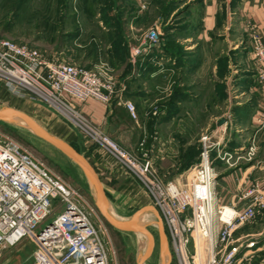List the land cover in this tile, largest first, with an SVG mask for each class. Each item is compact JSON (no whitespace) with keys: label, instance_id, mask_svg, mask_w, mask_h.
<instances>
[{"label":"crops","instance_id":"obj_1","mask_svg":"<svg viewBox=\"0 0 264 264\" xmlns=\"http://www.w3.org/2000/svg\"><path fill=\"white\" fill-rule=\"evenodd\" d=\"M105 1L102 0L100 6L105 5ZM116 1L117 5L110 6L108 13L102 10L93 13V17L99 19L94 21V32L102 39L98 61L115 67L112 74L117 86L124 85L126 89L109 105L89 99L83 104L77 103L79 108L130 150L139 152L138 147L144 140V146L152 160L165 166H160L164 169V175L169 174L176 179L184 177L186 171L200 162V156L193 158L192 161L195 162L188 169L182 172L180 170L183 153L197 139L199 141L202 133L212 131L209 134L213 140L223 144L222 152H240L248 145H254L258 151L255 163H245V158L241 157L234 167H227L219 160L222 168L216 167L219 173L217 187L220 190L217 188V194L220 201L238 207L246 205L249 200L242 196L248 189L258 186L264 191V127H261L258 120L264 111V82L259 78L252 47L254 32L260 33L264 38V0H187L188 5L181 13L179 10L184 6L183 3L167 19L160 9L158 11L162 17L158 16L157 20L154 16L153 22L163 25V33L157 37V42L151 41L142 49L144 43H135L129 36L131 34H126L131 24L139 27L138 30L151 27L149 25L153 22L150 23L149 18L154 13L146 11L142 14L141 9L134 8V4L141 0ZM162 1L168 0H157L155 3L160 4L155 8H160ZM101 14L106 20L100 19ZM69 16L74 19L76 17L72 14ZM118 21L121 24L125 22L126 34H123L126 44L123 47L127 52L123 62L114 61L113 64L107 52L114 50L113 31L121 26ZM76 27V31H63V34L74 35L77 32L74 36L77 40L82 35V27ZM130 32L135 34L136 31ZM105 34H109L108 39L103 37ZM202 90L205 94L201 93ZM215 99L223 104L213 105ZM127 102L135 105L136 116L131 114ZM215 109L219 115L211 120L215 119L216 125L208 123L207 126V121L205 125L196 124L198 114H214ZM222 119L227 120L221 124ZM230 130L232 135L233 132L236 133L234 138L229 135ZM68 133L66 132L69 136ZM71 136L73 143L58 138L84 154L95 167L107 192L109 207V189L117 191L118 188L124 190L122 193L128 194L129 185L136 178L111 157L102 154L81 134ZM213 153L216 155V152ZM145 208L143 214L151 210L156 215L155 211H159L151 202V205H144L134 213ZM134 213L124 219H130ZM141 215L137 223L150 224L141 222ZM263 217V214L259 215L255 222L242 227L237 233V237L244 240L250 238L257 241L253 248L241 250V254L249 250L247 254L250 257L240 264H264V221L260 220ZM253 227L256 229L253 230ZM142 256L137 259V264ZM113 264L129 263L119 261Z\"/></svg>","mask_w":264,"mask_h":264},{"label":"built area","instance_id":"obj_2","mask_svg":"<svg viewBox=\"0 0 264 264\" xmlns=\"http://www.w3.org/2000/svg\"><path fill=\"white\" fill-rule=\"evenodd\" d=\"M252 47L259 78L264 82V38L258 32L253 33ZM0 79L12 94L55 107L102 154L143 184L163 218L178 264H240L250 257L249 250L242 254L241 250L253 248L257 241L244 240L237 233L264 215V191L258 186L248 189L242 198L249 202L242 207L220 201L219 173L211 154L216 151L218 157H225L222 144L209 133L201 134L200 162L186 178L163 182L155 173L144 140L139 152L123 147L77 104L95 99L109 105L126 89L117 86L109 68L98 64L85 68L50 59L0 36ZM127 107L136 116L135 105L127 102ZM261 113L258 120L264 127V111ZM225 160L230 167L237 165L231 157ZM95 212V206L79 189L35 160L17 141L0 137V248L30 238L37 246L32 264H110Z\"/></svg>","mask_w":264,"mask_h":264},{"label":"rangeland","instance_id":"obj_3","mask_svg":"<svg viewBox=\"0 0 264 264\" xmlns=\"http://www.w3.org/2000/svg\"><path fill=\"white\" fill-rule=\"evenodd\" d=\"M102 1V0H101ZM100 0H30L27 7L24 11L20 12L18 16L13 20V28L17 33V36L11 34H0L3 38L11 39L19 44H24L29 46L30 48L36 49L40 51L44 56L50 59H59L65 60L70 63H74L77 65H81L85 68H89L88 65L92 63V58L90 57V50L92 49V45L94 43L93 34H95V23L94 21H99L98 18L93 17V13L99 10L103 12H109L110 6L105 8V5L100 6ZM134 1V0H133ZM157 0H141L134 4V8L137 7L141 9V13L144 14L146 11H150L149 13H154L153 16L149 18V22H153L154 16L158 20V16H161V13L158 11L162 8H155L157 4L155 3ZM180 1V0H178ZM119 3V2H118ZM183 3V7L180 8L179 13H181L182 9L187 7V0H181ZM12 0H0V15L2 14V9L5 6L13 5ZM115 5H117V1L115 0ZM181 5V4H180ZM179 4L177 5L180 6ZM125 11V8H123ZM117 13V12H116ZM76 16L75 19L69 15ZM106 17L101 14V20ZM124 19V18H123ZM180 19V18H179ZM106 20V19H105ZM110 20V19H109ZM107 19V23H108ZM160 22V20H159ZM171 22V23H170ZM169 23L172 24V20ZM178 22V20H177ZM124 21L120 26V31L125 33ZM82 27V35L80 38L75 40L78 33L75 32L72 36L63 35V31H76L78 28ZM147 26V25H146ZM151 26V27H149ZM146 27L141 28L130 25V28L127 31L126 36L129 35L133 42L135 43H150L151 41L157 42V37L162 32V26L160 23L158 25L155 24V21ZM137 29V30H136ZM130 31H139L140 33L132 34ZM101 35V34H100ZM151 35L153 37L151 38ZM65 36V39L62 37ZM74 37V38H73ZM100 37V36H99ZM68 41V44L65 42ZM68 45L67 47L64 45ZM94 63V62H93ZM96 63V62H95ZM97 64L99 67L103 65L101 61H98ZM105 67L109 68L111 72H115V67H110L105 64ZM94 67V66H92ZM91 67V68H92ZM201 93L205 94V91H201ZM213 105L219 106L222 105L223 102L218 100H213ZM4 106H12L16 107L37 120L42 126L47 128L53 134L58 137L64 139L67 142L73 143L72 136L75 133L81 134L86 140L87 136L84 135L73 123H71L67 118H65L55 107L47 104L46 102L36 100L31 98L30 96H18L12 94L8 87L4 84V82L0 79V107ZM224 106V105H223ZM211 114H201L197 115L196 119L198 126L206 122L211 123L212 126L216 125L217 122L214 119L211 120L212 117L218 116L219 113L216 112ZM227 116V115H225ZM229 117V116H228ZM221 118V117H220ZM227 120V119H226ZM218 121V120H217ZM225 123V122H224ZM213 129V128H212ZM69 136L66 134V132ZM212 133V131H209ZM234 135L236 133L233 132ZM211 135V134H210ZM229 135L234 138L232 135V131H229ZM9 137L13 140L17 141L35 160L43 163L48 169L52 172L58 174L62 177L66 182L71 184L73 187L79 189L82 194L90 201L96 209L94 214V219L97 223V227L100 230L101 236L105 240V243L108 247V251L110 252L109 260L110 264L117 263L119 261H125L129 264H137V259L140 255H145L148 252L146 247V242L148 241L149 247L151 245V239L145 234L137 233V232H122L114 227H112L107 220L103 217L101 212L99 211L95 201L96 195L93 185L88 178V176L80 170V168L67 156H65L62 152H60L57 148L42 140L36 133H34L28 126L25 124L19 123H8L0 121V137ZM212 136V135H211ZM114 138V137H113ZM115 139V138H114ZM116 140V139H115ZM117 141V140H116ZM118 142V141H117ZM119 143V142H118ZM120 144V143H119ZM121 145V144H120ZM77 146V145H76ZM96 146V145H94ZM125 147V146H123ZM201 147V148H200ZM127 148V147H125ZM200 148L202 151V144L197 139L194 143H192L187 148L188 151L192 150V155L196 152V150ZM223 148V144L221 149ZM251 148H254L253 153L250 155ZM97 149V146H96ZM133 151V150H131ZM200 151V156H201ZM227 151V150H224ZM222 152V157H218V153L216 151V155L214 153L211 154V158L213 159L214 165L220 166L222 168V164L218 163L224 162L226 164V158L231 157L238 163L240 160L237 159L238 156H242L245 158L243 162H251L252 164L256 162L257 157V149L254 145H248L247 147L240 150V152L236 151H227ZM225 153L232 154V156L226 155ZM191 155V156H192ZM151 158V157H150ZM216 158V159H214ZM152 159V158H151ZM154 162L155 173L158 178L163 182H167L170 180H175L176 178H172L171 175H164V169L160 167L161 165L165 167L163 164H158ZM168 164V163H167ZM165 164V165H167ZM227 167H230L229 164H226ZM224 166V165H223ZM218 170V168H217ZM187 171L185 172V174ZM132 175V174H131ZM133 176V175H132ZM136 178V177H135ZM180 178L176 180L185 179ZM219 178L217 179V181ZM135 181V182H134ZM129 185L128 194H124V190L113 191L109 189L111 203L110 209L113 214L120 217H129L134 213L137 209L144 205H151V202H154L152 196L147 191V189L143 186V184L136 178ZM221 183V182H220ZM112 188V187H111ZM220 190V187H217ZM122 191V192H121ZM95 199V201L93 200ZM142 214V215H141ZM140 221L141 222H149V229L155 234L156 245L153 248V253L149 257V259L145 262V264H163V261H168L167 252L165 251V255L161 253L160 244H159V227L156 224L157 215H155L151 210L141 213ZM52 217H50L46 223L50 222ZM260 220L264 221V217ZM264 224V223H263ZM264 226V225H263ZM253 230L256 227L252 228ZM126 233V234H125ZM147 240V241H146ZM36 243L34 240L27 238L22 242L18 243L14 246H7L0 248V264H32L33 262V254L36 250ZM172 261L170 264H178L176 258L172 254ZM144 264V262H143Z\"/></svg>","mask_w":264,"mask_h":264},{"label":"water","instance_id":"obj_4","mask_svg":"<svg viewBox=\"0 0 264 264\" xmlns=\"http://www.w3.org/2000/svg\"><path fill=\"white\" fill-rule=\"evenodd\" d=\"M148 42H145L141 49L146 47ZM0 121L8 122V123H17L22 122L26 126H28L34 133H36L42 140L51 144L55 148H57L60 152H62L65 156H67L70 160H72L90 179L93 188L95 190L96 195V205L103 215V217L107 220V222L117 230L125 231V232H137L142 233L150 237L151 245L148 248V252L142 256L139 264H143L145 260H147L151 254L153 253V248L156 245L155 234L149 229V224H138L137 219L140 214L146 210L142 209L134 213V215L124 221L118 220L110 210L109 207V198L107 192L105 190L103 181L95 169V167L91 164V162L85 157L84 154L79 152L75 147L63 141L62 139L53 135L47 128L42 126L33 116L30 114L12 108V107H0ZM221 124L226 122V119H222ZM157 215L156 224L159 227V244L160 250L163 255H165V251L167 252L168 261H163V264H170L172 261V253L170 249V244L167 236V232L165 229L164 221L159 213V211H155Z\"/></svg>","mask_w":264,"mask_h":264},{"label":"trees","instance_id":"obj_5","mask_svg":"<svg viewBox=\"0 0 264 264\" xmlns=\"http://www.w3.org/2000/svg\"><path fill=\"white\" fill-rule=\"evenodd\" d=\"M12 2L14 3L13 5L5 6L2 9L3 12L0 15V34L3 35L11 34L17 36V33L13 28V22H14L13 20L15 19L16 16H18L20 12L25 10L30 0H12ZM103 4H105V6L107 7L112 6L114 4V0H106L105 2H103ZM178 4L180 5L181 2L177 0L162 1L161 13L163 14L164 18L167 19L173 11L179 8V6L177 7ZM116 22L117 21H115V23ZM118 25H121L120 21H118ZM113 32L115 33V39L113 40L114 50L112 49L108 51L107 54H108V58L112 60L114 64V61L123 62L125 60L127 51L123 47V45L125 46L126 44V38L125 35L120 31V27H118L116 31ZM66 36H72V35H66ZM103 37L108 39L109 34H105ZM62 38L65 39V36H63ZM93 39H94L93 40L94 43L91 47L92 49L90 50L91 53L90 57L93 60L92 63L88 65L89 68H91L96 61H98L99 53H101V49H100V45H101L100 40H102L101 37L99 38L97 34H93ZM200 148H198L193 155H192V150L188 151V154H187V150L183 153L182 165L180 168L181 172L188 169L190 165L195 162L192 161L193 158L197 159V157L200 156V151H201Z\"/></svg>","mask_w":264,"mask_h":264},{"label":"bare ground","instance_id":"obj_6","mask_svg":"<svg viewBox=\"0 0 264 264\" xmlns=\"http://www.w3.org/2000/svg\"><path fill=\"white\" fill-rule=\"evenodd\" d=\"M17 123H19V124H23L22 122H17ZM154 204V203H153ZM114 215V214H113ZM118 220H120V221H124L125 219L124 218H121V217H119V216H116V215H114ZM147 241V240H146ZM148 249L149 248V244H148V241L146 242V247H145V249ZM146 249V250H147Z\"/></svg>","mask_w":264,"mask_h":264}]
</instances>
